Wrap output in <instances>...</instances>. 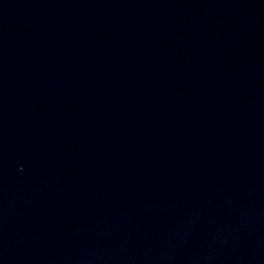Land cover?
Returning <instances> with one entry per match:
<instances>
[{"label":"water","instance_id":"95a60500","mask_svg":"<svg viewBox=\"0 0 264 264\" xmlns=\"http://www.w3.org/2000/svg\"><path fill=\"white\" fill-rule=\"evenodd\" d=\"M0 264H264V0H0Z\"/></svg>","mask_w":264,"mask_h":264}]
</instances>
